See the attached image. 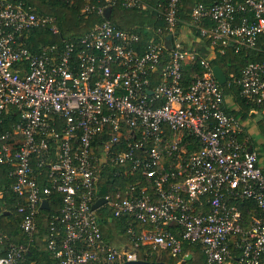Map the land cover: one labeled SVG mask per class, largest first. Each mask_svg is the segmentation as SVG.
I'll return each mask as SVG.
<instances>
[{
    "label": "built area",
    "instance_id": "obj_1",
    "mask_svg": "<svg viewBox=\"0 0 264 264\" xmlns=\"http://www.w3.org/2000/svg\"><path fill=\"white\" fill-rule=\"evenodd\" d=\"M83 1L82 12L102 20L33 51L26 36L39 27L60 33L57 17L26 0H0V163L11 165L23 233L3 228L0 189V264H37L28 253L53 189L63 194L43 237L53 264H122L140 248L167 250L183 264L185 242L200 245L207 264H264V170L242 139L244 118L232 112L241 106L223 87L231 81L220 84L212 63L228 47L254 56L233 81L264 130V0H195L187 18L183 0ZM119 4L154 10L164 26L147 23L143 40L105 15ZM11 112L17 118L5 127ZM122 164L131 169L129 188L101 196L95 208L101 171ZM245 202L258 209L251 219ZM104 204L133 217L129 244L105 238Z\"/></svg>",
    "mask_w": 264,
    "mask_h": 264
},
{
    "label": "trees",
    "instance_id": "obj_2",
    "mask_svg": "<svg viewBox=\"0 0 264 264\" xmlns=\"http://www.w3.org/2000/svg\"><path fill=\"white\" fill-rule=\"evenodd\" d=\"M29 4L33 5L38 13L52 14L57 17L60 27V33H52L48 29L39 27L35 28L31 33L26 36L25 43L33 51H37L42 43L59 42L61 38H74L81 36L93 28L94 23L102 20L103 16L97 12L87 13L82 12L84 5L83 0H26ZM156 1V0H155ZM210 3L212 0H202ZM195 0H183L181 8V15L184 18L189 16ZM157 13L154 10H140L139 8H126L122 5L113 6L110 18L119 27L125 30H136L143 35V40L150 38L151 34L147 30V23L154 24V26H164V22L156 19ZM190 45V44H188ZM191 45L196 46L203 55H209L210 50L203 45L202 42L195 41ZM254 59V56H245V53H236L232 47H228L224 54H219L218 57L212 60L213 65L219 64L227 73L229 84L224 85L225 93L231 95L235 102L241 106L240 110H232V112L242 117L248 116L249 106L240 95V88L233 80L238 78L241 74V69L244 64ZM198 72L202 73V67L197 66ZM185 78L190 80L192 78L191 70L189 68L185 71ZM17 116L14 112L6 115L5 127H8L16 120ZM109 137L108 131L101 133L98 136V144ZM128 169L126 173H123ZM47 167L42 171L40 182L46 183ZM138 176L139 174L136 173ZM131 169L127 165H120L117 167L109 166L103 168L99 178L96 196L101 197L106 194L116 195L119 190H126L130 186ZM14 181V176H11V165L7 163H0V189L3 190V200L8 208L7 213L3 218V228L13 236H19L18 239L23 238V233L20 229L19 219L20 215L17 214L18 204L22 199L13 192L11 185ZM49 202L48 207H43L39 214V231L36 234V241L32 244L28 258L35 260L37 264H53L52 252L48 249L47 243L43 240L49 230V218L52 214L60 212L63 204L62 192L53 189L52 193L47 198ZM99 212L102 216L101 226L105 238L109 241L121 244L130 243L128 226L133 220L131 216H116L109 204H104L100 207ZM138 228H145L148 225L143 223H135ZM185 247L189 249L192 256L184 261V264H207L206 256L201 246L198 244L185 242ZM237 253V252H236ZM138 258L147 259L150 261L164 260L169 263L176 264L179 260L178 257L172 256L169 251L163 250L162 252H152L151 250H144L140 248L138 251Z\"/></svg>",
    "mask_w": 264,
    "mask_h": 264
},
{
    "label": "crops",
    "instance_id": "obj_3",
    "mask_svg": "<svg viewBox=\"0 0 264 264\" xmlns=\"http://www.w3.org/2000/svg\"><path fill=\"white\" fill-rule=\"evenodd\" d=\"M243 118L245 121L243 127L245 128L246 132L243 134L242 139L246 140L250 148H254L258 151L259 163L264 170V130L263 128L261 129L256 126V124L253 123L255 120L253 118L250 119L249 115ZM243 210L247 214L248 219H251L252 216L258 211L256 205H254L253 202H245L243 204ZM191 256L192 254L190 253L188 257Z\"/></svg>",
    "mask_w": 264,
    "mask_h": 264
},
{
    "label": "water",
    "instance_id": "obj_4",
    "mask_svg": "<svg viewBox=\"0 0 264 264\" xmlns=\"http://www.w3.org/2000/svg\"><path fill=\"white\" fill-rule=\"evenodd\" d=\"M110 10H111L110 7L105 10V15L107 17L110 16ZM167 44L169 46L172 45V35L171 34L168 36ZM213 72H214L215 77L220 82V84L224 85V84L227 83L228 75L225 72V70L219 64H215L213 66ZM105 202H106V198L105 197H101L94 203V207L97 208V207H99L100 205H102ZM48 206H49L48 200L44 199L43 202H42V207H48ZM187 258H190V257H187ZM122 264H173V263H169V262L164 261V260L150 261V260H147V259L137 258V259H132V260H126Z\"/></svg>",
    "mask_w": 264,
    "mask_h": 264
},
{
    "label": "rangeland",
    "instance_id": "obj_5",
    "mask_svg": "<svg viewBox=\"0 0 264 264\" xmlns=\"http://www.w3.org/2000/svg\"><path fill=\"white\" fill-rule=\"evenodd\" d=\"M253 118H254V115H253ZM250 119H252V118H250ZM253 123H255L256 126H258L259 128H261V129L263 128V125L261 122H253Z\"/></svg>",
    "mask_w": 264,
    "mask_h": 264
},
{
    "label": "flooded vegetation",
    "instance_id": "obj_6",
    "mask_svg": "<svg viewBox=\"0 0 264 264\" xmlns=\"http://www.w3.org/2000/svg\"><path fill=\"white\" fill-rule=\"evenodd\" d=\"M184 264V263H183Z\"/></svg>",
    "mask_w": 264,
    "mask_h": 264
}]
</instances>
